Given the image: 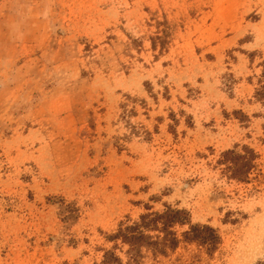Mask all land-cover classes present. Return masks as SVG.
Listing matches in <instances>:
<instances>
[{
	"label": "rangeland",
	"instance_id": "obj_1",
	"mask_svg": "<svg viewBox=\"0 0 264 264\" xmlns=\"http://www.w3.org/2000/svg\"><path fill=\"white\" fill-rule=\"evenodd\" d=\"M263 60L264 0H0V264L264 260ZM147 205L222 243L128 263L107 236Z\"/></svg>",
	"mask_w": 264,
	"mask_h": 264
},
{
	"label": "trees",
	"instance_id": "obj_2",
	"mask_svg": "<svg viewBox=\"0 0 264 264\" xmlns=\"http://www.w3.org/2000/svg\"><path fill=\"white\" fill-rule=\"evenodd\" d=\"M255 55V52L251 56ZM261 73L258 76L255 91L256 99L264 105V60L260 62ZM236 145L222 153L219 163L225 165V171L230 178L247 182L257 166L259 154L249 145ZM147 211L140 214L137 220L121 222L117 230L108 235L109 241L121 242L127 245L125 252L128 263H139L147 252L154 255L167 256L174 252L185 241L196 243L214 252L222 243V235L218 228L204 223H194L187 209L166 205L164 210H154L150 205ZM187 225L182 232L178 227ZM104 264H125L124 259L114 250L106 249L103 255ZM255 264H264L259 260Z\"/></svg>",
	"mask_w": 264,
	"mask_h": 264
}]
</instances>
